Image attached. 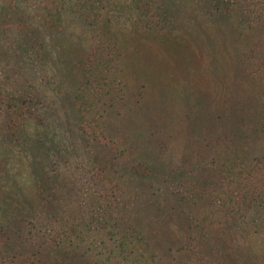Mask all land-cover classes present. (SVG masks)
<instances>
[{
  "label": "rangeland",
  "instance_id": "obj_1",
  "mask_svg": "<svg viewBox=\"0 0 264 264\" xmlns=\"http://www.w3.org/2000/svg\"><path fill=\"white\" fill-rule=\"evenodd\" d=\"M78 1L0 0V222L32 229L40 154L49 212L96 226L88 264L112 236L159 264H264V198L230 176L264 178V0H156L149 23Z\"/></svg>",
  "mask_w": 264,
  "mask_h": 264
},
{
  "label": "trees",
  "instance_id": "obj_2",
  "mask_svg": "<svg viewBox=\"0 0 264 264\" xmlns=\"http://www.w3.org/2000/svg\"><path fill=\"white\" fill-rule=\"evenodd\" d=\"M209 1H211L209 6L210 9L213 8L215 13H217L220 8L221 10L223 8H228L236 0ZM78 2L83 6L84 13L89 15L93 14L96 17L100 16L102 11L101 0H80ZM155 2L156 0H129V12L132 13V16L137 15V20L139 22L149 23L152 19H156L160 16L151 11V7ZM224 4L225 6L222 7ZM50 36L56 38L57 35L53 36L50 34ZM34 156H36V158L32 157L30 165L33 168L31 176L35 182V197L34 200L26 198L28 207L37 203L36 216L34 219H29L30 214L27 215V224H30L32 229L25 231L21 227H17L18 225H5L3 222H0V264H88L90 255L82 251V247L85 241L96 236L94 231L96 226L92 224V228L87 227L86 231H84L83 229H77L74 225L72 232L68 228L61 226V218L59 221L52 212H49L52 209V203L49 197L50 194L54 192L55 187L53 177L47 172V167L42 164L44 156L40 154ZM230 176L238 187V191L235 193L236 197L247 195L246 191H244L247 190L254 195L264 198V178H258L250 185V177L242 178L241 180L239 176L232 175V172ZM255 187L258 189L261 188L263 191L259 193ZM240 191H242V193H239ZM110 208L111 206L109 203L103 204L102 206L100 205L97 211L91 212L92 222L95 220L94 223H104L106 221L105 219L109 216ZM25 218L26 217H23V219ZM112 237L115 241L114 249L111 251L113 254H110L105 264H116L113 261L120 260L119 256L115 255L116 250L119 251L118 254L122 255L123 261L117 264L160 263L157 255L151 254L150 258H148L149 255L145 254L143 251L136 250V248L132 246V241L128 240L127 237H123L119 240L114 236ZM102 244L103 243L98 242L96 247L98 246L101 248ZM103 246H105V244ZM204 262L210 264L211 260L208 258V261L206 262V260H204L203 263Z\"/></svg>",
  "mask_w": 264,
  "mask_h": 264
}]
</instances>
